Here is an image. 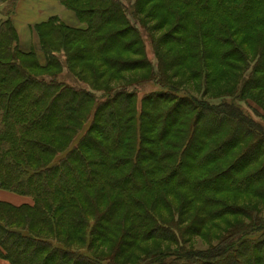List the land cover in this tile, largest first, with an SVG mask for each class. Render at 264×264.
<instances>
[{"label": "trees", "instance_id": "obj_1", "mask_svg": "<svg viewBox=\"0 0 264 264\" xmlns=\"http://www.w3.org/2000/svg\"><path fill=\"white\" fill-rule=\"evenodd\" d=\"M15 1L0 188L32 202L0 201V257L264 264V0H60L82 26L37 25L43 61L17 45ZM170 20L175 35H152ZM147 81L159 88L139 100L127 89Z\"/></svg>", "mask_w": 264, "mask_h": 264}, {"label": "crops", "instance_id": "obj_2", "mask_svg": "<svg viewBox=\"0 0 264 264\" xmlns=\"http://www.w3.org/2000/svg\"><path fill=\"white\" fill-rule=\"evenodd\" d=\"M3 4L0 2V9ZM51 17H56L69 27L82 26L75 13L63 5L60 0H16L11 21L15 28L19 49L39 52L40 43L36 26L46 22ZM40 59L43 61L41 55ZM0 201L18 206L30 204L32 199L0 188ZM0 264L11 263L0 257Z\"/></svg>", "mask_w": 264, "mask_h": 264}, {"label": "rangeland", "instance_id": "obj_3", "mask_svg": "<svg viewBox=\"0 0 264 264\" xmlns=\"http://www.w3.org/2000/svg\"><path fill=\"white\" fill-rule=\"evenodd\" d=\"M14 1L15 0H7V1H1L0 0V2H2V3H4L3 4V6H2V8L0 9V18H2V19H6L7 18V16H9L10 15V13H11V11H12V8H13V4H14ZM175 26V23H174V21L173 20H170V21H168L167 23H165L162 27H161V29L160 30H158V31H156V32H153V36H160L161 34H163V33H168L169 35H171V36H173V35H175L173 32H172V28ZM143 31V30H142ZM143 36H144V38H145V41H146V43H145V47H146V53H147V57H148V59L151 61V63L153 64V67H156V59H155V57H154V50H153V47H152V44H151V42H150V38H149V35L145 32V31H143ZM141 74H143V72H141V71H135V72H128V73H126L125 75H127V76H129V77H131V76H135V77H137V76H140ZM65 77H67V79H65V81H67L68 83H72V77L69 75V74H66V76ZM119 83H121V81L120 80H118V79H116V80H114L113 82H112V86L113 85H117V84H119ZM192 83L193 84H195L196 85V83L195 82H193L192 81ZM183 86H185L186 88H188L189 90H192V92H193V94H198V95H200V87H198L197 85V87L195 88V87H192V85H189V84H187V85H183ZM159 87H158V85L157 84H155V83H153V82H151V81H147V82H145V83H142V84H140V85H131V86H129V87H127V89H129V90H131V89H134L136 92H137V98H138V100L139 99H141V97L145 94V93H148V92H150V91H153V90H156V89H158ZM215 90V89H214ZM214 90H213V88L212 87H210V90H209V93H207V94H205L203 97H205V99H208L211 103H218V102H220L221 100H226V99H219V98H216V97H212L213 96V94H214ZM184 92H188V91H185V90H181L180 91V93H184ZM96 93V92H95ZM98 94V93H97ZM250 105H251V107H250V105L249 106H247V105H243V108L245 109H247L251 114H253L254 113V111H253V109H251V108H255L254 107V104L253 103H249ZM245 109V110H246Z\"/></svg>", "mask_w": 264, "mask_h": 264}]
</instances>
